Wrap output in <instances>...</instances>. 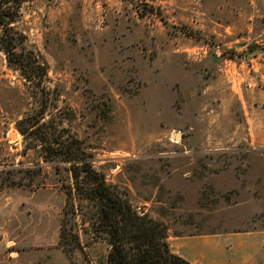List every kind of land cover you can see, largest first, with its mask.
I'll return each instance as SVG.
<instances>
[{"label": "rangeland", "instance_id": "374dc122", "mask_svg": "<svg viewBox=\"0 0 264 264\" xmlns=\"http://www.w3.org/2000/svg\"><path fill=\"white\" fill-rule=\"evenodd\" d=\"M11 26L48 73L0 49V264H108L20 122L82 140L169 234L264 230V0H26Z\"/></svg>", "mask_w": 264, "mask_h": 264}, {"label": "trees", "instance_id": "16d2710c", "mask_svg": "<svg viewBox=\"0 0 264 264\" xmlns=\"http://www.w3.org/2000/svg\"><path fill=\"white\" fill-rule=\"evenodd\" d=\"M24 1L0 0V49L27 80L41 86L47 66L33 51L23 48V35L11 26ZM20 124L22 133L38 138L43 160L61 175L67 195L64 208L73 214L77 209H88L93 234L110 245L108 264H192L172 251L164 222L136 210L127 194L108 183L106 175L95 166L93 152L82 140L70 133L65 138L64 129L45 132L44 125L39 127L38 122L30 131L21 129ZM66 226L63 219V238L67 237Z\"/></svg>", "mask_w": 264, "mask_h": 264}, {"label": "crops", "instance_id": "0c3cea01", "mask_svg": "<svg viewBox=\"0 0 264 264\" xmlns=\"http://www.w3.org/2000/svg\"><path fill=\"white\" fill-rule=\"evenodd\" d=\"M173 252L192 264H264V230L236 234L175 236Z\"/></svg>", "mask_w": 264, "mask_h": 264}, {"label": "water", "instance_id": "95a60500", "mask_svg": "<svg viewBox=\"0 0 264 264\" xmlns=\"http://www.w3.org/2000/svg\"><path fill=\"white\" fill-rule=\"evenodd\" d=\"M181 136H182V133L178 132L177 135H176V138H180Z\"/></svg>", "mask_w": 264, "mask_h": 264}, {"label": "bare ground", "instance_id": "6f19581e", "mask_svg": "<svg viewBox=\"0 0 264 264\" xmlns=\"http://www.w3.org/2000/svg\"><path fill=\"white\" fill-rule=\"evenodd\" d=\"M11 136H14L13 134Z\"/></svg>", "mask_w": 264, "mask_h": 264}]
</instances>
